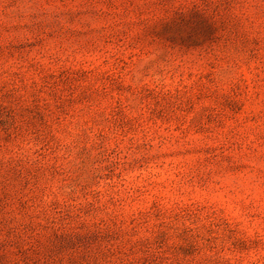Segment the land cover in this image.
I'll list each match as a JSON object with an SVG mask.
<instances>
[{
  "label": "rangeland",
  "instance_id": "rangeland-1",
  "mask_svg": "<svg viewBox=\"0 0 264 264\" xmlns=\"http://www.w3.org/2000/svg\"><path fill=\"white\" fill-rule=\"evenodd\" d=\"M0 264H264V0H0Z\"/></svg>",
  "mask_w": 264,
  "mask_h": 264
}]
</instances>
